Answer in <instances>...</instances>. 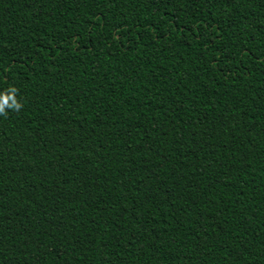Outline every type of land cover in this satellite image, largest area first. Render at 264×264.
Here are the masks:
<instances>
[{
  "label": "trees",
  "instance_id": "16d2710c",
  "mask_svg": "<svg viewBox=\"0 0 264 264\" xmlns=\"http://www.w3.org/2000/svg\"><path fill=\"white\" fill-rule=\"evenodd\" d=\"M5 96L0 264H264V0H0Z\"/></svg>",
  "mask_w": 264,
  "mask_h": 264
},
{
  "label": "clouds",
  "instance_id": "9594fccd",
  "mask_svg": "<svg viewBox=\"0 0 264 264\" xmlns=\"http://www.w3.org/2000/svg\"><path fill=\"white\" fill-rule=\"evenodd\" d=\"M11 91L14 92L15 89H11ZM8 99H9V97L8 96H5V97L2 98V100H0V111L3 110L4 105H7ZM8 106L9 107H12V108H16V109H18L20 107V105L17 104V103H15L14 106H12V105H8Z\"/></svg>",
  "mask_w": 264,
  "mask_h": 264
}]
</instances>
